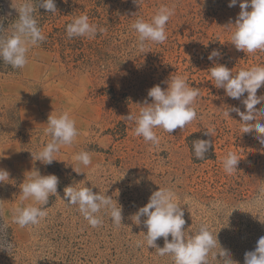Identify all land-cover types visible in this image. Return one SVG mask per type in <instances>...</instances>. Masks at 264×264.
<instances>
[{
  "label": "rangeland",
  "instance_id": "obj_1",
  "mask_svg": "<svg viewBox=\"0 0 264 264\" xmlns=\"http://www.w3.org/2000/svg\"><path fill=\"white\" fill-rule=\"evenodd\" d=\"M26 2L0 0V36L11 34ZM35 2L46 39L29 48L23 69L0 61V168L10 173V180L0 183V264H174L172 256L148 247L147 229L132 218L159 188L183 204L186 234L207 224L230 258L244 264L245 253L264 237V146L254 132L241 133L236 112L224 115L227 107L245 111L241 101L247 93L241 100L227 97L208 70L214 63L233 74L264 66V51L245 53L229 42L234 28L228 25L235 23L241 0L233 7L230 0H55V14ZM161 7L174 9L167 40L145 42L141 50L132 24L138 18L150 21ZM84 14L104 31L94 39H69L66 25ZM214 49L221 57L209 61ZM174 76L199 89L193 105L197 118L171 134L155 129L160 143L153 145L135 136V122L125 117L138 114L145 99L151 103V87L166 90ZM257 95L264 97V87ZM65 111L75 119L79 136L61 147L58 161L44 165L31 153L51 139L45 131L49 115ZM207 130L214 136L205 135ZM197 139L212 143L204 160L194 156ZM80 151L91 154L92 164L81 165L83 173L76 174L72 167ZM229 152L241 159L231 175L223 168ZM34 169L59 177L58 195L50 196L38 224L21 228L14 222L15 209L33 203L22 201L20 192ZM76 184L116 199L123 207L122 225L102 210V225L91 227L78 206L64 198L65 187ZM156 243L163 247L164 239ZM220 251L209 253L208 264H224L226 258L213 255Z\"/></svg>",
  "mask_w": 264,
  "mask_h": 264
},
{
  "label": "clouds",
  "instance_id": "obj_2",
  "mask_svg": "<svg viewBox=\"0 0 264 264\" xmlns=\"http://www.w3.org/2000/svg\"><path fill=\"white\" fill-rule=\"evenodd\" d=\"M66 2V0H65ZM206 2V0H205ZM238 0H230L229 7L237 4ZM39 7L51 14L57 13L55 0H39ZM241 11L232 26L230 43L238 51L255 53L264 51V0H241ZM251 9L250 11L248 9ZM36 2L27 0L19 8V15L13 25L11 34L0 36V61L11 66L13 69H23L28 64V51L31 46L43 42L46 37L42 34L34 13ZM174 15V9L161 7L157 13L146 21L138 18L132 24L137 33L138 45L141 50L145 42L163 44L167 40L166 24ZM0 31L3 27L0 26ZM66 35L69 39L85 37L94 39L98 32L104 29L98 28L90 22L89 16L84 14L75 17L66 25ZM221 57V52L213 50L208 55L209 61H215ZM210 76L215 82L214 86L222 88L227 97L241 100L245 111L238 107H227L225 116L230 117V112H236L242 122L241 133H255L256 140L264 146V107L258 109V105H264V97L258 96L259 89L264 87V66H255L250 69H241L233 74L232 69L225 65L214 63L209 69ZM166 90L160 85H154L147 92L151 103L147 99L141 105L139 113L129 114L127 121H134V135L142 137L145 142L159 145L160 138L155 129H162L171 134L177 128L183 130L188 124L197 118L196 109L193 106L199 97V89L190 86L186 79L180 76L171 77L167 82ZM46 134L51 139L40 151L32 155L33 159L44 165H51L58 161L55 157L62 146L72 145L79 136L76 121L65 111L59 115L50 114L47 121ZM205 135L214 136V130H207ZM212 143L207 139L194 140L192 150L197 160H204ZM77 167L73 168L76 174H81V165L84 168L92 164L91 154L80 151L74 156ZM241 159L236 153L229 152L223 159V168L226 174H233L238 169ZM27 181L22 183L21 200L32 201L23 207L15 209L14 222L21 228L36 225L47 215L46 206L50 196L58 195L59 177L55 174L42 175L38 169L29 171ZM126 172L124 173L125 176ZM123 176V177H124ZM10 173L0 168V183H7ZM139 179L135 181L139 184ZM68 186L64 189V198L67 203L78 206V211L93 228L101 226L103 220L100 216L103 210L109 215L116 225H122L123 207L106 192H94L91 187ZM183 204L179 203L175 194L167 189L155 191L148 202L140 207L132 216L137 225L143 224L147 229L145 236L149 248H155L158 253L170 255L174 264H208L209 253L219 247L218 253H213L217 258L224 259V264H237L230 258V252L223 249L218 241L217 234L214 236L207 224H201L198 231L193 235L185 233L186 220L184 219ZM144 218L141 220V218ZM171 236V240H169ZM164 239V246L160 247L156 241ZM244 264H264V237H260L254 251L245 253Z\"/></svg>",
  "mask_w": 264,
  "mask_h": 264
},
{
  "label": "crops",
  "instance_id": "obj_3",
  "mask_svg": "<svg viewBox=\"0 0 264 264\" xmlns=\"http://www.w3.org/2000/svg\"><path fill=\"white\" fill-rule=\"evenodd\" d=\"M7 154H8V153H5V155H7ZM8 155H9V154H8ZM8 155H7V156H8ZM9 158H10V157H7V160H8ZM20 164H21V163H20ZM22 164H23V163H22ZM15 165H17V164L14 163V166H12V167H15ZM13 169H14V168H13ZM18 171H19V170H18ZM18 171H17V173H20V171H19V172H18Z\"/></svg>",
  "mask_w": 264,
  "mask_h": 264
}]
</instances>
